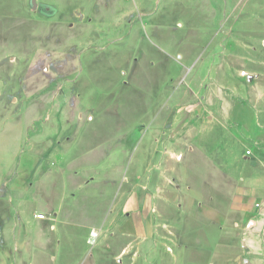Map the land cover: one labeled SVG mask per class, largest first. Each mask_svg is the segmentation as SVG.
Listing matches in <instances>:
<instances>
[{"label":"rangeland","instance_id":"obj_1","mask_svg":"<svg viewBox=\"0 0 264 264\" xmlns=\"http://www.w3.org/2000/svg\"><path fill=\"white\" fill-rule=\"evenodd\" d=\"M262 150L264 0H0V264H264Z\"/></svg>","mask_w":264,"mask_h":264},{"label":"crops","instance_id":"obj_2","mask_svg":"<svg viewBox=\"0 0 264 264\" xmlns=\"http://www.w3.org/2000/svg\"><path fill=\"white\" fill-rule=\"evenodd\" d=\"M257 146L261 148L260 143ZM252 157H254L253 162L258 163L259 161H261V163L258 165L253 164L246 168V171H245L246 178H247V186H246L247 187L246 188L247 199L246 201L249 206L248 207L249 212L250 213L255 212L257 214V217H255L256 218L255 221H250L249 225L251 226L253 225V223L254 224L258 223V226L255 227V229L253 230H248L245 234L246 236L245 238H246V245L248 247V251L251 254H254V255L263 254L264 255V207L257 208L254 206L255 201L257 200L256 198H260L264 203V150H262V152L259 151L257 153H254ZM215 169H216V173H218L219 175H223L224 171L222 170V168L216 167ZM235 174L236 173H234V175ZM239 179L240 178L238 176L231 177L230 179L231 188L232 190H234V192H236L235 197L233 199L236 201L234 202L232 201L233 203L231 204L236 207L242 205L241 204L242 197H240V195L238 194L242 191L239 188V183H238ZM81 226L83 225L81 224ZM85 228H88V227L85 226ZM31 229L29 230L27 228L26 232L31 231ZM33 233L34 232H32L31 238L34 237ZM20 237H25V236H22L20 233L19 238ZM94 240L95 241L93 242L95 243L88 245L84 249L83 248L81 250L75 249L74 260L72 256H69L68 258L64 256V259H63L64 263L65 264H104V263L108 264V262H112L111 258L105 259L101 256V254H103L104 252L106 254L108 253L109 248H110L109 241L102 240L101 241L102 243L100 244L99 239L97 240L95 238Z\"/></svg>","mask_w":264,"mask_h":264}]
</instances>
